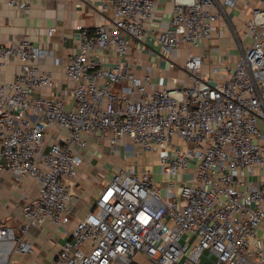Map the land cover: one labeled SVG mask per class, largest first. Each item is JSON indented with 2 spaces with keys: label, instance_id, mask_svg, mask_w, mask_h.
Wrapping results in <instances>:
<instances>
[{
  "label": "built area",
  "instance_id": "2783aa9c",
  "mask_svg": "<svg viewBox=\"0 0 264 264\" xmlns=\"http://www.w3.org/2000/svg\"><path fill=\"white\" fill-rule=\"evenodd\" d=\"M105 1L111 18L92 30L78 27V48L65 56L71 108L58 97L33 95L56 84L34 63L50 50L28 37L0 42V67L20 61L12 80H0V170L38 183L21 206L20 223H0V264H19L14 254L34 253L26 237L31 227L70 222V183L93 135L111 147L151 153L161 179L148 167H118L48 264H264V184L240 177L245 167L264 168L258 126L264 122V6L250 8L244 23L250 41L241 57L212 79L201 73L203 55L191 49L202 46L236 0H173L168 25L157 33L146 29L158 0ZM5 2L27 13L31 0ZM151 34L166 69L178 67L189 82L177 78L157 87L152 63L134 71L130 45H144ZM181 43L189 51L175 64L168 55ZM100 51L115 56L110 67L103 65L105 54L96 58ZM52 129L66 133L47 143ZM204 253L212 260L202 259Z\"/></svg>",
  "mask_w": 264,
  "mask_h": 264
},
{
  "label": "crops",
  "instance_id": "0c3cea01",
  "mask_svg": "<svg viewBox=\"0 0 264 264\" xmlns=\"http://www.w3.org/2000/svg\"><path fill=\"white\" fill-rule=\"evenodd\" d=\"M6 0H0V42L8 43L22 37H28L30 42L52 54H46L34 60L41 69L51 72L55 85L50 88H41L33 91L34 96L58 97L62 100L64 108H71L74 104L73 83L63 74V64L67 53L78 48L79 28L92 30L97 24L107 21L113 14L110 3L105 0H31L28 12L16 10L6 5ZM264 0H236L235 4L225 8L213 25L211 36L203 41L202 46L191 49L203 55L201 73L204 77L219 78L227 67H233L241 57L243 50L249 44L250 38L244 33V23L251 7H263ZM173 9V0H158L155 15L147 27L148 33H157L164 29L170 20ZM54 27L51 34L47 28ZM153 35L148 36L144 45L133 43L128 53L129 59H135L134 71L139 73L146 64L152 63V80L158 87L177 84V78L187 79L178 68L166 69L167 59L162 54L161 48L153 40ZM151 49V50H149ZM189 47L181 43L172 49L168 55L177 64ZM105 54L103 61L105 67H110L115 56L107 51H100L99 58ZM217 67L218 72L213 73L212 68ZM20 71V61L11 59L0 67V80L10 81ZM259 129L264 133V122H258ZM57 133L65 134L63 129H52L47 137L51 142ZM121 143L111 147L104 139L93 135L88 138L87 146L79 151L82 162L77 176L70 183V222L65 227H56L51 223H44L41 227H31L26 237L34 247L32 255L14 254V259L19 264H48L53 258L60 244L67 238L69 229L92 206L98 191L120 166H128L131 171L141 172L150 168L153 178L160 181L155 158L146 152L150 162L140 161L135 167L127 158L133 152ZM136 153L138 149H132ZM142 153V151H140ZM241 179H246L253 185L264 184V168L245 167L240 170ZM38 187L36 180L25 176L15 179L7 169L0 170V223L17 226L21 221V206L32 196ZM257 264V263H250Z\"/></svg>",
  "mask_w": 264,
  "mask_h": 264
},
{
  "label": "rangeland",
  "instance_id": "374dc122",
  "mask_svg": "<svg viewBox=\"0 0 264 264\" xmlns=\"http://www.w3.org/2000/svg\"><path fill=\"white\" fill-rule=\"evenodd\" d=\"M175 62V61H174ZM175 64H177L176 62H175ZM133 152L132 154H133V156L132 155H130L127 159V161L129 162V163H131V164H134L135 165V167L138 165V163L140 162V161H142V162H145V163H147V162H150L151 161V159H150V157H148L147 155H146V152L145 151H142V153H140V151H138L137 153H136V151L134 152L132 149H129L128 150V152ZM191 164V163H190ZM157 166V165H156ZM157 169H158V167H157ZM161 183H162V185H164L165 184V182L162 180L161 181ZM202 259H208L209 261H211L212 259H211V257H207V255L204 253V254H202V257H201Z\"/></svg>",
  "mask_w": 264,
  "mask_h": 264
}]
</instances>
